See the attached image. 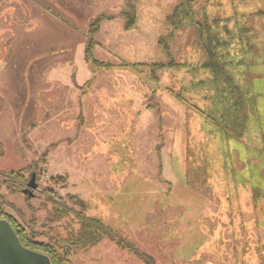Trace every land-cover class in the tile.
I'll use <instances>...</instances> for the list:
<instances>
[{"label": "rangeland", "instance_id": "374dc122", "mask_svg": "<svg viewBox=\"0 0 264 264\" xmlns=\"http://www.w3.org/2000/svg\"><path fill=\"white\" fill-rule=\"evenodd\" d=\"M14 2L0 183L40 176L5 214L44 243L52 191L56 232L98 240L70 264H264V0H55L57 29Z\"/></svg>", "mask_w": 264, "mask_h": 264}, {"label": "trees", "instance_id": "16d2710c", "mask_svg": "<svg viewBox=\"0 0 264 264\" xmlns=\"http://www.w3.org/2000/svg\"><path fill=\"white\" fill-rule=\"evenodd\" d=\"M28 170H30V173L33 172L35 174L37 180L38 176H40V173L37 172V169L35 167H31ZM24 171L25 170H20L17 172L6 173L7 175H3L0 187L1 185H5L6 189H8L10 192H22L28 182V180L24 178ZM49 182L51 185L61 184L63 187L66 185L65 179H62V177H50ZM47 193L49 198L50 195L56 196L52 191L48 190ZM52 196L51 198L54 203V207L52 208V213H50L46 218L47 221L45 225H43V228L45 229V231H43V236L47 239V241L40 243L42 245L41 249H43V253L49 257L51 264H70L71 256L75 255V253H77L79 250H88L90 247L94 246L98 240L88 238V236L92 234L90 233V229L88 230L89 232L83 231V233H79L77 235L73 231H68L65 235H61L56 232L54 229L55 224H57V222L62 217L66 218L69 211L63 208V201L61 203H56V199H60L59 197H55L54 199ZM68 200L75 203L77 198L71 197L70 199L68 198ZM4 206V198L0 196V219H4L9 222L15 234L19 236L21 243L32 244V241L35 240L36 236L42 235V233L35 232L37 222L33 214L31 215V218L28 222L23 220V223H26V230L24 229L23 225L18 223L11 216L5 214ZM17 228L24 230L19 233L16 230ZM92 232L95 231L92 230Z\"/></svg>", "mask_w": 264, "mask_h": 264}, {"label": "water", "instance_id": "95a60500", "mask_svg": "<svg viewBox=\"0 0 264 264\" xmlns=\"http://www.w3.org/2000/svg\"><path fill=\"white\" fill-rule=\"evenodd\" d=\"M34 181L32 175L22 192L34 190L36 188ZM0 264H51V261L48 256L23 247L9 222L0 219Z\"/></svg>", "mask_w": 264, "mask_h": 264}, {"label": "crops", "instance_id": "0c3cea01", "mask_svg": "<svg viewBox=\"0 0 264 264\" xmlns=\"http://www.w3.org/2000/svg\"><path fill=\"white\" fill-rule=\"evenodd\" d=\"M52 1L55 2V0H16V2H14L15 7L11 6V3H9V9H7V11L16 12L18 10H21L23 11L26 16V19L28 20V15L35 10L36 14L40 12L43 15V21H41L40 25L36 27V29H43V24L44 29H57L58 25L56 23L53 22L55 27H50L48 24L45 23V20L51 17L57 18L59 11L61 12V9L59 7L60 2L59 4H57V8H55L53 11V7L51 5ZM29 29H31V27H29Z\"/></svg>", "mask_w": 264, "mask_h": 264}, {"label": "flooded vegetation", "instance_id": "af4514ba", "mask_svg": "<svg viewBox=\"0 0 264 264\" xmlns=\"http://www.w3.org/2000/svg\"><path fill=\"white\" fill-rule=\"evenodd\" d=\"M25 229V228H24ZM23 229V230H24ZM17 230V232H19V233H21L23 230L22 229H19V228H17L16 229ZM20 235V234H19ZM17 236V238H18V240L20 241V239H19V236L18 235H16ZM33 243L32 244H28V243H21V245L23 246V247H25L26 249H28V250H32V251H34V252H37V253H40V254H43V255H46V254H44L43 253V249H41V247H42V245L40 244V243H42V242H37V241H32ZM40 244V245H39ZM47 256V255H46Z\"/></svg>", "mask_w": 264, "mask_h": 264}]
</instances>
